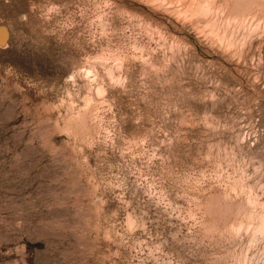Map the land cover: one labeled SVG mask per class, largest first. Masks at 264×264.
Here are the masks:
<instances>
[{"label": "rangeland", "instance_id": "rangeland-1", "mask_svg": "<svg viewBox=\"0 0 264 264\" xmlns=\"http://www.w3.org/2000/svg\"><path fill=\"white\" fill-rule=\"evenodd\" d=\"M190 2L0 0V264H264V0Z\"/></svg>", "mask_w": 264, "mask_h": 264}, {"label": "bare ground", "instance_id": "bare-ground-1", "mask_svg": "<svg viewBox=\"0 0 264 264\" xmlns=\"http://www.w3.org/2000/svg\"><path fill=\"white\" fill-rule=\"evenodd\" d=\"M189 1V0H188ZM240 1V0H239ZM237 2V1H236ZM211 3H212V0H191V2L186 6V12H189L192 16H195V15H198V14H201V13H203V12H205V10H206V8H209L210 6H211ZM237 3H239V2H237ZM233 4V7H234V5L235 6H239V4ZM231 7H232V5H230ZM159 9V8H158ZM232 10V9H231ZM234 10H235V8H234ZM230 12V11H229ZM237 13V12H236ZM236 13H235V15H236ZM240 13H244L243 11H241ZM257 14V13H256ZM239 15V14H238ZM232 16H234V15H232ZM228 17V16H227ZM237 18H239V17H237ZM208 32H209V34L210 35H213V37H216L217 38V40L218 41H223V39H224V37H222V36H220V34H219V32H220V29H219V27L218 26H216V24H214V23H209L208 24ZM5 33H6V30H5V28H3V27H0V39H2V38H4L5 37ZM209 38H211V36L209 37ZM215 42H216V40H215ZM231 42V41H230ZM230 42H228L227 44L228 45H231V43ZM231 46H233V45H231ZM229 47V46H228ZM116 67V66H115ZM98 91H100V90H98ZM260 215L262 214V213H259ZM257 215V214H255V216L257 215V218L260 216V215ZM246 216V215H245ZM251 216V215H250ZM254 216V218H255V220L256 221H258V220H261V222H259L258 221V223H260L259 224V226H258V228L256 229L255 228V230H257L259 233H261L260 235H262V234H264V215L262 214V216H260L261 218L260 219H256V217ZM262 217H263V219H262ZM242 218H244L243 220H245V222L246 221H248V219L250 218V217H242ZM247 220H246V219ZM251 218H252V216H251ZM236 221H238V220H236ZM250 221H251V219H250ZM250 221H248L249 223H251ZM254 221V220H253ZM255 221V222H256ZM239 222V221H238ZM238 222H236V224H238ZM241 222V221H240ZM254 222V223H255ZM242 224L244 223V222H241ZM252 223L253 225H255V224H257L258 225V223ZM236 224H235V226H236ZM248 225H251V224H248ZM240 226V224H238L237 225V227H239ZM247 226V225H246ZM236 227V228H237ZM245 227V226H244ZM249 226H247V228H248ZM251 227V226H250ZM246 228V227H245ZM254 228V227H253ZM252 228V229H253ZM241 229V227H239V229L238 230H240ZM251 229V228H250ZM247 230V229H246ZM248 230H249V228H248ZM255 230H253V231H255ZM250 231V230H249ZM237 232V231H236ZM252 232V231H251ZM249 235H251V233L249 234ZM252 235H253V233H252ZM255 235V234H254ZM256 236V235H255ZM254 236V237H255ZM252 238V237H251ZM253 239V238H252Z\"/></svg>", "mask_w": 264, "mask_h": 264}]
</instances>
